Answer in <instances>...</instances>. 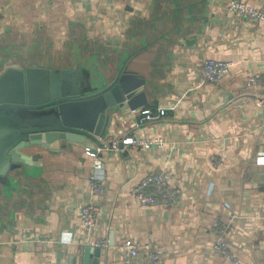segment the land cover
<instances>
[{
    "label": "crops",
    "instance_id": "crops-1",
    "mask_svg": "<svg viewBox=\"0 0 264 264\" xmlns=\"http://www.w3.org/2000/svg\"><path fill=\"white\" fill-rule=\"evenodd\" d=\"M232 1L0 0V75L11 66L79 71L100 90L129 72L146 81L143 109L154 114L139 126L140 110L117 111L104 147L28 150L42 165L0 180V264H85L93 238L108 241L99 264H125L128 240L160 246L161 264H264V24L230 12ZM209 59L233 64L219 85L202 78ZM127 136L165 147H126ZM161 170L179 203L140 205L143 179ZM92 176L104 196L93 194ZM93 202L94 236L81 224ZM231 215L222 256L214 225ZM133 264L153 263L143 253Z\"/></svg>",
    "mask_w": 264,
    "mask_h": 264
},
{
    "label": "water",
    "instance_id": "water-1",
    "mask_svg": "<svg viewBox=\"0 0 264 264\" xmlns=\"http://www.w3.org/2000/svg\"><path fill=\"white\" fill-rule=\"evenodd\" d=\"M146 81L122 72L111 85L93 89L79 71L9 67L0 75V180L24 167H40L32 148L104 147L117 111L131 114L149 103ZM101 248L87 247L84 263L99 264Z\"/></svg>",
    "mask_w": 264,
    "mask_h": 264
},
{
    "label": "built area",
    "instance_id": "built-area-1",
    "mask_svg": "<svg viewBox=\"0 0 264 264\" xmlns=\"http://www.w3.org/2000/svg\"><path fill=\"white\" fill-rule=\"evenodd\" d=\"M228 10L235 13L240 18L264 24V7H255L243 1L234 0L229 4ZM232 65L231 62L209 59L202 65V78L210 84L219 85L229 76ZM258 83L259 81L256 77H250L248 80L249 87H254L258 85ZM259 105L263 106L264 101H261ZM133 113L138 114L139 110ZM140 114L139 126H144L154 120V114L149 109L140 110ZM162 114H164V112H162ZM117 144L119 145V142L114 141L113 147H117ZM122 144L126 147H141L144 149H151L153 146H157L160 149L165 147V141L162 138L143 139L127 136L122 139ZM101 150L102 148H99L96 152L88 151V153L92 157H97ZM262 156L264 157V153ZM171 178V173L167 170L149 172L137 191L136 197L138 203L142 206L164 208L176 206L180 201L181 193L179 189L171 185ZM89 184L96 197H102L106 194V187L100 178L92 176L89 179ZM98 214L99 208L95 202L85 206L81 211V224L84 229L92 233L93 236ZM235 220L236 216L231 215L229 218L225 219L223 223H215L214 228L222 235L214 246L216 254L222 256L229 255L230 244L226 237L232 232ZM91 245L97 248H106L108 247V241L105 239L93 238ZM123 248L125 264H133L134 260L141 257L143 253H145L146 258L153 264H161L163 249L158 245H141L128 240L125 242ZM233 260L235 264H239V260L236 257H234Z\"/></svg>",
    "mask_w": 264,
    "mask_h": 264
}]
</instances>
